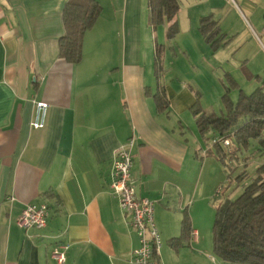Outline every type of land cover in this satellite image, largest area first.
Masks as SVG:
<instances>
[{
	"label": "crops",
	"instance_id": "crops-1",
	"mask_svg": "<svg viewBox=\"0 0 264 264\" xmlns=\"http://www.w3.org/2000/svg\"><path fill=\"white\" fill-rule=\"evenodd\" d=\"M67 1L0 0V264H58V247L63 264H133L138 238L110 190L115 151L130 139L131 182L153 202L161 241L153 264H218L207 237L218 160L207 134L185 131L192 88L155 81L140 61L147 0H94L102 11L77 64L58 52ZM158 91L167 108L157 112ZM26 205L47 206L44 229L18 226ZM184 215L190 232L174 247Z\"/></svg>",
	"mask_w": 264,
	"mask_h": 264
},
{
	"label": "rangeland",
	"instance_id": "rangeland-1",
	"mask_svg": "<svg viewBox=\"0 0 264 264\" xmlns=\"http://www.w3.org/2000/svg\"><path fill=\"white\" fill-rule=\"evenodd\" d=\"M179 5L177 33L170 40L166 38V25L158 26L152 32V28L142 22L140 61L152 68L155 81L178 82L192 88L201 110L217 116L225 113L222 95L227 90L232 102L237 101L239 88L235 91L234 85L238 83L245 94L259 87L264 93V0H179ZM205 16H211L219 26L222 38L216 50L199 32L200 19ZM155 47L160 54L157 74L154 70ZM194 122L192 114H187L184 124L189 140L191 132L199 134ZM212 139L213 135L208 134L209 149L213 148ZM229 142L223 150L233 154L237 144L233 139ZM239 147L235 157L230 161L227 159L226 166L219 161L212 163L214 148L212 154L209 152L212 191L214 188L221 190L216 196V189L215 198L212 197L214 215L220 201L225 197L236 199L240 194L243 184L236 183L237 177L243 179L241 182H249L255 177L256 168L264 163V149L260 148L258 140L250 139L246 148ZM225 189L233 195L223 196ZM207 234L209 240L211 235L212 242V227ZM216 259L218 264H224L218 257Z\"/></svg>",
	"mask_w": 264,
	"mask_h": 264
},
{
	"label": "trees",
	"instance_id": "trees-1",
	"mask_svg": "<svg viewBox=\"0 0 264 264\" xmlns=\"http://www.w3.org/2000/svg\"><path fill=\"white\" fill-rule=\"evenodd\" d=\"M179 7V0H147L149 26L156 29L158 26L166 25V38L172 39L177 33L176 17ZM100 11H102L101 6L94 0L66 2L62 14L64 34L59 38V58L69 64H77L81 61L82 37L94 26L101 14ZM199 32L214 50L219 47L222 37L218 23L212 20L211 16L200 19ZM155 48L154 70L157 74L160 54L158 48ZM227 91L222 95L225 113L221 116L206 114L197 101L189 109L198 135L205 137L206 134H213L222 139H233L237 144L236 150L240 148L239 146L246 148L248 141L255 139L258 140L260 148L264 149L262 88L259 87L248 94L239 91V97L234 103ZM153 99L157 112L167 108L162 91H158ZM212 146L216 159L225 166L227 159L230 161L235 157L236 150L233 154H227L223 147L217 144ZM255 171V177L243 185L236 199L225 197L215 207L211 250L224 264H264V163ZM241 180L237 177L236 183L241 184ZM189 224L188 216L184 215L180 225V237L171 241L172 246L177 247L188 237Z\"/></svg>",
	"mask_w": 264,
	"mask_h": 264
},
{
	"label": "built area",
	"instance_id": "built-area-1",
	"mask_svg": "<svg viewBox=\"0 0 264 264\" xmlns=\"http://www.w3.org/2000/svg\"><path fill=\"white\" fill-rule=\"evenodd\" d=\"M44 107V105H39ZM228 147V139L213 137L212 145ZM134 142L128 140L115 151L113 158L110 190L117 198V203L123 214L128 218L129 228L136 234L138 247L132 252L133 264H153L155 255L161 246L159 234L153 223V202L147 198H140L131 182V168L133 157L131 154ZM221 190L216 191V195ZM49 212L45 205H26L17 219V224L22 229L42 230L47 226ZM195 235V234H194ZM65 247L54 249L51 255L58 264H63Z\"/></svg>",
	"mask_w": 264,
	"mask_h": 264
}]
</instances>
